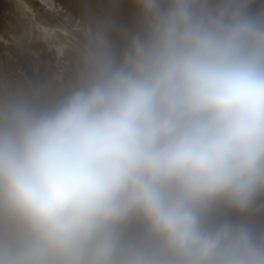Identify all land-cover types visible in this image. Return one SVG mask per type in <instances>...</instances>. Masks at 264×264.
Wrapping results in <instances>:
<instances>
[{
    "label": "clouds",
    "instance_id": "obj_1",
    "mask_svg": "<svg viewBox=\"0 0 264 264\" xmlns=\"http://www.w3.org/2000/svg\"><path fill=\"white\" fill-rule=\"evenodd\" d=\"M130 3L66 92L0 96V264H264V7Z\"/></svg>",
    "mask_w": 264,
    "mask_h": 264
},
{
    "label": "bare ground",
    "instance_id": "obj_2",
    "mask_svg": "<svg viewBox=\"0 0 264 264\" xmlns=\"http://www.w3.org/2000/svg\"><path fill=\"white\" fill-rule=\"evenodd\" d=\"M63 1L68 12L60 13L58 0H0V96L26 87L15 72L30 78L34 91L28 95L37 100L63 94L77 80L79 51L89 33L103 30L119 46L122 31L136 25L130 0ZM255 6L264 7V0H255ZM80 9L88 13L87 28L70 17ZM252 219L264 225V213Z\"/></svg>",
    "mask_w": 264,
    "mask_h": 264
},
{
    "label": "rangeland",
    "instance_id": "obj_3",
    "mask_svg": "<svg viewBox=\"0 0 264 264\" xmlns=\"http://www.w3.org/2000/svg\"><path fill=\"white\" fill-rule=\"evenodd\" d=\"M59 1V8L58 9H60L59 11H60V13H62V11H65V12H68V10H67V8L68 7H66L67 6V4L65 5V2L63 1V0H58ZM75 1H77V2H80V0H75ZM83 9H85V8H83ZM83 9H80V11L78 10V12L76 11V10H72V14H74V16H72V14L70 15V17H71V19H72V21H77V22H80L81 21V24H84V26H85V28H87L88 27V20L86 19L87 17H85L88 13L85 11V10H83ZM82 10H83V13H82ZM21 74V75H20ZM19 76V77H18ZM22 76V77H21ZM14 77H17L16 79H19V78H22V79H19V80H23V81H25V82H23V81H21V83H23L22 84V87L25 85L26 87H23V89H25V90H23V89H20V90H17L16 89V87H14L12 90H11V93H19V91L21 92V93H23L24 92V94H29V93H31L32 92V90H33V86H32V84H30L32 81L30 80V78H28L26 75H24L23 73H20L19 72V74H17L16 72H15V74H14ZM24 77H26L25 79H24ZM29 80V81H28ZM27 81V82H26ZM30 82V83H29ZM36 84V83H35ZM30 85L32 86V87H30ZM0 87L2 88V86L0 85ZM1 88H0V92H1ZM32 89V90H31ZM28 90V91H27ZM31 90V91H30ZM18 91V92H17ZM26 91V92H25ZM34 91V90H33ZM1 94V93H0ZM8 94H9V92H8Z\"/></svg>",
    "mask_w": 264,
    "mask_h": 264
}]
</instances>
